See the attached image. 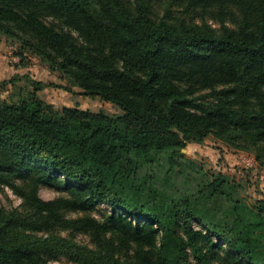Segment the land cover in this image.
I'll return each mask as SVG.
<instances>
[{"label":"trees","instance_id":"obj_1","mask_svg":"<svg viewBox=\"0 0 264 264\" xmlns=\"http://www.w3.org/2000/svg\"><path fill=\"white\" fill-rule=\"evenodd\" d=\"M0 36L121 110L0 81V184L21 199L0 203V264H264V190L182 152L212 135L264 165V0H0Z\"/></svg>","mask_w":264,"mask_h":264},{"label":"rangeland","instance_id":"obj_2","mask_svg":"<svg viewBox=\"0 0 264 264\" xmlns=\"http://www.w3.org/2000/svg\"><path fill=\"white\" fill-rule=\"evenodd\" d=\"M209 23H212V21ZM212 25L217 27V23L215 22H213ZM16 47L17 43L6 41L4 36H0V50L8 52L10 56H14L17 63H19V58L13 54ZM25 66L29 67V70L25 73H28L30 78L42 83L41 90L39 91L40 96L56 107L77 105L83 109L103 111L108 115L121 112V110L111 102L105 101L98 96H86L82 94L71 81L61 76L62 74H60V72L50 70L47 64L42 62L35 55L28 56V62ZM23 70L25 71V69ZM9 78L1 80H7ZM182 152L190 160L201 164L209 173L222 171L235 175L238 180L245 181L247 179L254 183L249 189L250 193L253 195H258L261 190H264V165H257L253 162L247 164L249 159L253 157L251 153L232 150L212 135H208L204 141L200 143H187L186 147L182 149ZM38 192L39 196L46 200L54 198L65 191L57 184L43 183L39 186ZM0 203L8 208L18 206L21 203V199L9 186L0 184ZM104 211H109L108 205L99 203L91 210V214L97 219H103L101 213ZM70 215L77 216L81 215V213H72ZM62 233L68 234L69 231H63ZM75 238L81 242H89L88 237L82 233H77ZM44 259L46 260V264H69L66 259L62 257L45 256Z\"/></svg>","mask_w":264,"mask_h":264},{"label":"crops","instance_id":"obj_3","mask_svg":"<svg viewBox=\"0 0 264 264\" xmlns=\"http://www.w3.org/2000/svg\"><path fill=\"white\" fill-rule=\"evenodd\" d=\"M27 70H29V67L21 66L17 63L14 56H10L8 52L0 50V80L9 78L16 72L25 73Z\"/></svg>","mask_w":264,"mask_h":264},{"label":"built area","instance_id":"obj_4","mask_svg":"<svg viewBox=\"0 0 264 264\" xmlns=\"http://www.w3.org/2000/svg\"><path fill=\"white\" fill-rule=\"evenodd\" d=\"M254 163V159H253V157H251L250 159H249V162H247V164H251V163Z\"/></svg>","mask_w":264,"mask_h":264}]
</instances>
